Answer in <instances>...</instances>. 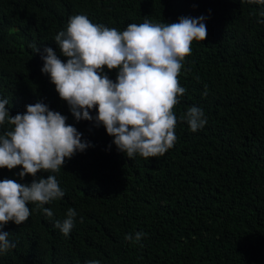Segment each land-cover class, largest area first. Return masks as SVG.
I'll list each match as a JSON object with an SVG mask.
<instances>
[{"label":"trees","instance_id":"obj_1","mask_svg":"<svg viewBox=\"0 0 264 264\" xmlns=\"http://www.w3.org/2000/svg\"><path fill=\"white\" fill-rule=\"evenodd\" d=\"M261 12L264 4L250 0H0V99L9 101V115L43 103L87 145L58 173L21 179L22 166L0 169V181L25 185L55 175L65 193L42 206L52 218L30 202L27 221L3 227L15 247L0 254V264H264ZM74 15L121 32L145 19L205 18L206 40L193 41L183 61L186 92L173 109L174 147L164 155L128 158L95 119L77 121L42 73L45 48L67 62L54 38ZM103 71L116 81L118 70ZM190 107L207 119L196 132L180 119ZM13 128L6 118L0 135ZM70 208L77 215L65 236L55 222ZM136 232L146 235L138 243L125 239Z\"/></svg>","mask_w":264,"mask_h":264},{"label":"clouds","instance_id":"obj_2","mask_svg":"<svg viewBox=\"0 0 264 264\" xmlns=\"http://www.w3.org/2000/svg\"><path fill=\"white\" fill-rule=\"evenodd\" d=\"M264 4V0H250ZM264 16V12H261ZM204 17H181L177 23L129 24L124 31L92 23L86 15L70 17L66 31L54 38L64 63L51 48H45L42 73L50 76L59 97L66 101L77 121L93 120L103 125L118 151L128 158L139 154L147 159L164 155L174 147L177 117L173 109L180 103L186 89L180 86L183 61L192 52L193 41H205L207 27ZM34 46V45H33ZM39 49L36 48V52ZM118 70L113 82L104 68ZM206 94V93H205ZM7 99H0V125L7 122L13 130L0 135V169L22 166L19 173L36 176L38 172L58 173L65 159L87 145L81 142L76 128L66 124V117L49 110L43 103L26 106L25 114L9 115ZM97 110L93 118L90 110ZM192 132L202 129L207 119L197 107L188 108L180 117ZM65 195L55 175L33 180L30 185L12 179L0 181V254L12 244L3 227L10 221L21 225L30 216V202L38 209ZM48 218L53 212L42 208ZM77 213L68 209L61 224L67 236ZM82 222V219H81ZM142 232L128 234L129 242H139ZM87 264H100L97 260Z\"/></svg>","mask_w":264,"mask_h":264}]
</instances>
